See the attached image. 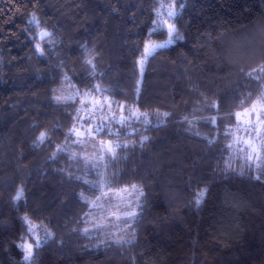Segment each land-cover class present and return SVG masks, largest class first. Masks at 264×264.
<instances>
[{
  "label": "trees",
  "instance_id": "trees-1",
  "mask_svg": "<svg viewBox=\"0 0 264 264\" xmlns=\"http://www.w3.org/2000/svg\"><path fill=\"white\" fill-rule=\"evenodd\" d=\"M169 3L0 0V264H264V153L234 143L264 90V0ZM161 19L180 38L142 68Z\"/></svg>",
  "mask_w": 264,
  "mask_h": 264
},
{
  "label": "snow or ice",
  "instance_id": "snow-or-ice-1",
  "mask_svg": "<svg viewBox=\"0 0 264 264\" xmlns=\"http://www.w3.org/2000/svg\"><path fill=\"white\" fill-rule=\"evenodd\" d=\"M165 7H167L166 16L169 19H172L178 15V12L176 11L175 0H172V3H169L167 5L161 4V8H165ZM180 7L182 8L183 4H181ZM157 15L159 17H163L165 13L157 10ZM33 22L38 23V21H35L34 16H33V19L29 21V23H33ZM165 25L167 26L168 39L164 41L163 43L154 44V43L149 42L148 44H146L145 45V58L148 55H151L152 53H154L157 49L165 48L168 45L172 44L174 42V34L176 38H180L174 23H169L167 19H161L160 26L163 27ZM155 30L156 29H153V31ZM39 35L41 39H44L48 37L50 34L47 32H41ZM37 48L39 49V44H37ZM41 54H43L42 51H41ZM89 63H91V61H89ZM256 72L264 74V66H260L258 69H253L248 74L249 76H253L257 80H260L261 79L260 75H254V73ZM100 107L102 108V104L100 105ZM235 116L238 121L237 129L243 130L247 134L248 138L244 139L243 137H238L234 140V143L242 146L240 148V151L246 152L247 160L249 161L260 160L261 154L264 153V90L261 91L256 101L252 103L250 108L244 109L243 112L235 113ZM80 119H83V117H80ZM211 120L213 123H215V117H212ZM102 130H103L102 126H99L94 131L98 133ZM85 131L88 132L89 134L93 132L92 129H86ZM76 134L79 135L80 133L77 132ZM45 137H46V133L41 132L38 139L40 140L41 143H43ZM228 147L231 148L232 144H229ZM107 151L109 153H114V148L111 145H109L107 148ZM257 167H259V165H257ZM257 179H259V177H257ZM99 187L101 189H104V188L110 189L111 185L107 183H101ZM121 191L128 195H132V193L136 191V186L132 185L131 191L128 188L122 189ZM206 193H207L206 188L201 189L196 193L195 203L197 206H199L203 202V199ZM140 195L141 196L143 195L142 191L140 192ZM22 197H23V189H20L17 192L14 199L19 200ZM110 199H112V197L109 196L107 192H102L100 196L96 197V200L98 201L99 200H110ZM136 199L138 200L139 197H137ZM138 206L139 205H137V207ZM127 208L130 210L121 212L119 209H117L116 211L111 212V215L114 216L116 219H121V217H123L124 222L127 224L133 219H135V217L138 215L136 209L132 207L131 201L127 202ZM23 219L25 220V223L30 225L28 231L34 237V245L33 243L27 242L26 239L24 240L23 243L18 245L20 248H22L25 251L24 259L27 261V260H30L33 255L34 246L36 248H39L41 246L42 241H41L40 236L35 231L36 226L31 224V221L29 220L27 216H25ZM85 232H87V229H85ZM114 242L117 244H120V243H127L128 241H123L121 238H117Z\"/></svg>",
  "mask_w": 264,
  "mask_h": 264
},
{
  "label": "rangeland",
  "instance_id": "rangeland-1",
  "mask_svg": "<svg viewBox=\"0 0 264 264\" xmlns=\"http://www.w3.org/2000/svg\"><path fill=\"white\" fill-rule=\"evenodd\" d=\"M168 22L171 23L169 20H168ZM158 43H163V42H156L155 44H158ZM148 56H149V55H148ZM148 56H147V57H148ZM147 57L141 59V61H140V65H141L142 68L144 67V63H145ZM142 61H143V62H142ZM249 108H250V107H249ZM242 112H243V111H242ZM238 132L240 133L238 137H243L244 139H247V137H245L244 135H242L243 132H241V130H239Z\"/></svg>",
  "mask_w": 264,
  "mask_h": 264
}]
</instances>
